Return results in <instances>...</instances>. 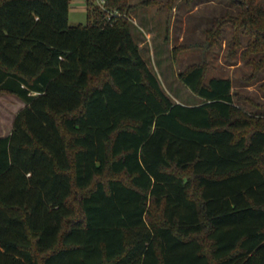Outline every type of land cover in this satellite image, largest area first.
I'll list each match as a JSON object with an SVG mask.
<instances>
[{
	"label": "trees",
	"instance_id": "obj_1",
	"mask_svg": "<svg viewBox=\"0 0 264 264\" xmlns=\"http://www.w3.org/2000/svg\"><path fill=\"white\" fill-rule=\"evenodd\" d=\"M70 2L0 0V94L25 102L0 136V264H264V114L205 62L179 74L201 102L173 101L129 0L78 25ZM229 2L209 45L231 24L255 78L264 4Z\"/></svg>",
	"mask_w": 264,
	"mask_h": 264
},
{
	"label": "rangeland",
	"instance_id": "obj_2",
	"mask_svg": "<svg viewBox=\"0 0 264 264\" xmlns=\"http://www.w3.org/2000/svg\"><path fill=\"white\" fill-rule=\"evenodd\" d=\"M255 1L264 4V0ZM97 3L98 0H92L91 4L87 0H71L69 23L86 24L88 9ZM129 4L134 6L129 17L143 57L173 101L201 102L179 74L205 62L206 81L213 76L231 78L234 93L241 96L236 98L237 104L251 114H264V70L251 78L254 67L242 57L249 38L241 35L243 46L234 49L232 26L226 23L215 44L209 45L208 30L216 20L224 18L227 11L238 12L229 0H129ZM103 78V75L92 77L91 85L100 84ZM24 106L19 97L0 94V136L11 132L14 119Z\"/></svg>",
	"mask_w": 264,
	"mask_h": 264
},
{
	"label": "built area",
	"instance_id": "obj_3",
	"mask_svg": "<svg viewBox=\"0 0 264 264\" xmlns=\"http://www.w3.org/2000/svg\"><path fill=\"white\" fill-rule=\"evenodd\" d=\"M97 5L106 12L107 14V20L110 23H113L117 18L126 15L125 13L121 12L118 9H110L107 5H106V0H98Z\"/></svg>",
	"mask_w": 264,
	"mask_h": 264
},
{
	"label": "crops",
	"instance_id": "obj_4",
	"mask_svg": "<svg viewBox=\"0 0 264 264\" xmlns=\"http://www.w3.org/2000/svg\"><path fill=\"white\" fill-rule=\"evenodd\" d=\"M139 43V42H138ZM139 45H140V43H139ZM140 49H141V47H140ZM142 52V51H141ZM143 55V54H142Z\"/></svg>",
	"mask_w": 264,
	"mask_h": 264
}]
</instances>
